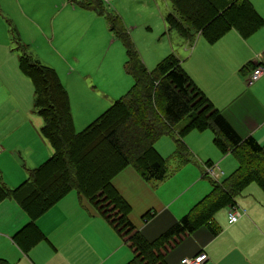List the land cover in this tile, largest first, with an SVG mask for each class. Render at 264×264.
I'll list each match as a JSON object with an SVG mask.
<instances>
[{
    "label": "trees",
    "instance_id": "obj_1",
    "mask_svg": "<svg viewBox=\"0 0 264 264\" xmlns=\"http://www.w3.org/2000/svg\"><path fill=\"white\" fill-rule=\"evenodd\" d=\"M93 1L99 6L97 0ZM93 1L81 0L79 5L97 11ZM170 1L176 14H167L165 20L190 41L197 33L214 44L231 29L247 38L264 25V18L249 0ZM104 17L109 30L125 47L124 69L132 78L131 86L75 131L67 90L56 71L31 54L21 57L18 66L32 81L34 105L42 120L41 133L53 151L38 166L27 169L28 178L16 187L9 189L0 182V200L14 199L28 216L27 223L11 237L24 253L44 238L36 219L74 189L117 233L129 234L128 238L122 237L133 256L125 264H168L166 255L186 233L205 226L213 236L217 235L213 215L220 208L233 206L249 183L255 182L264 192V146L252 135L243 137L232 127L173 53L149 70L119 16L105 13ZM256 64L248 65L249 72ZM184 118L188 121L176 136L175 127ZM191 130L211 131L214 145L222 154H231L238 166L222 180L209 179L212 188L208 193L157 237L148 239L135 230L129 218L131 206L113 186V178L130 166L145 182L163 181L169 173L155 142L169 135L179 165H184L190 160V151L183 138ZM150 213L146 211L141 218L147 221ZM0 264L10 263L0 258Z\"/></svg>",
    "mask_w": 264,
    "mask_h": 264
},
{
    "label": "rangeland",
    "instance_id": "obj_2",
    "mask_svg": "<svg viewBox=\"0 0 264 264\" xmlns=\"http://www.w3.org/2000/svg\"><path fill=\"white\" fill-rule=\"evenodd\" d=\"M80 1L0 0V182L9 189L26 180L27 169L38 166L53 151L41 133V117L34 105L32 81L18 66L21 57L31 54L43 64L53 67L67 90L73 127L79 131L110 105L112 97L123 93L132 84L131 76L124 69L125 47L109 30L105 13L119 16L140 59L149 70L168 53H173L180 62L189 54L188 46L192 41L165 20L167 14H176L170 0H97L100 7L92 0L97 11L81 7ZM192 38L200 36L193 33ZM187 121L188 118H184L175 127L176 136ZM205 131L211 136V151L208 152L209 143L199 146L198 134L189 131L184 140L190 151V160L184 165H179L174 142L169 135H163L156 141L155 148L165 159L171 177L161 183L148 182L151 190L159 194L163 201L162 204L155 200L153 208L156 209L159 204L165 206L164 201L167 206L175 204L179 216L201 195V190L209 187L210 178L205 176L201 181L199 174L197 176V158L201 156L207 160L205 157L210 154L215 156L210 158L215 162L222 153L214 145L211 131ZM194 143L199 145L192 148ZM188 164L191 168L182 169ZM184 171H188L186 181L192 182L176 192ZM222 171L224 176L221 177L229 175L226 170ZM65 202H77L74 189L55 207L47 210L43 218L47 220L65 215L67 223L75 214ZM141 205V202L132 199L131 218L140 219V213L145 210ZM223 214L222 210H217L213 218H222ZM25 217L28 219L14 199L0 200V257L8 255L12 264H30L10 240L13 231L26 221ZM120 233L125 238L129 237L124 231ZM101 245L100 241L92 245L96 252L90 251L88 264H122L131 256L127 245H119L103 256ZM104 248L106 242L103 240ZM33 252H37L41 264L63 263L50 241L35 245ZM71 262L80 264L78 261Z\"/></svg>",
    "mask_w": 264,
    "mask_h": 264
},
{
    "label": "crops",
    "instance_id": "obj_3",
    "mask_svg": "<svg viewBox=\"0 0 264 264\" xmlns=\"http://www.w3.org/2000/svg\"><path fill=\"white\" fill-rule=\"evenodd\" d=\"M249 1L264 18V0ZM188 50L189 54L181 61V66L194 84L203 91L213 106L224 115L241 136L252 135L259 145L264 146V74L256 82L251 84L246 82L250 70L248 65L262 61L264 25L247 38H242L235 30L231 29L214 44H209L200 36V38L194 39L189 44ZM123 93L112 97L109 100V104ZM93 119L88 121L84 127ZM190 132L198 134L196 137L200 145L196 143L197 145L203 147L209 143L208 152L211 151L210 142L212 141L207 131L191 130ZM196 144H192V148ZM211 156L209 154L205 157L208 158L207 160H203L204 158L202 159L201 156L197 158L196 167L199 169L197 176L199 174L201 181H204L205 178V164L217 163L220 169L226 170L229 172L228 174L233 172L238 166L237 161L229 153L222 154L219 158L217 157L215 162L210 159ZM227 157L230 158L227 159ZM212 158H215V156H212ZM221 163L223 166H221ZM189 168L191 166L188 164L182 169L188 170ZM168 173L169 175L163 181L171 177V172L168 171ZM184 173L185 175L176 192L192 182V180L186 181L188 171H184ZM193 175L196 178V174L193 173ZM220 177L217 180L224 178ZM112 183L129 204H132V199L135 198V200L141 202V207L145 208L140 213L139 220L131 218L130 214L129 218L135 230L143 233L148 239L157 237L212 188L209 180V187L201 190L199 193L201 195L191 203L186 211L178 216L175 204H168L167 206L164 201L165 206L159 204L156 209L153 208L152 204L155 200L162 202V204L163 201L160 199L159 194L151 190L149 183L140 178L134 168L128 166L123 169L113 178ZM58 203L59 201L55 205ZM65 204L75 214L72 219L66 223L64 221L65 215L52 217L47 220L42 215L38 217L35 223L44 238L31 246L27 252L20 251L11 240L14 232L27 223L28 219L26 217V221L11 234V242L18 248L21 255L29 260L30 264H41L37 252L33 251L35 245L44 241L51 242L56 253L62 257V264H73L71 261L88 264L91 259L90 251L96 252L92 248L96 241H100L102 244L101 251L103 256L114 251L119 245H127L129 247L125 243L122 234L117 233L110 223L87 200L80 198L77 194V202L75 204L69 202H65ZM234 206L241 212L236 223H228V206L220 208L219 210L224 213L222 218L218 216L215 219L213 218L212 222V226L219 230V233L213 236L205 226L198 227L192 233H186V235L181 237V241L166 255L167 263L178 264L182 257H191L203 251L208 257L204 264H264L263 190L255 182L249 183L235 198ZM150 209H152V212ZM146 211L151 212L147 221L141 218ZM103 240L106 242V249H103ZM130 252L131 256L127 257V261L133 256L131 249ZM3 256H6L7 259L4 257L0 258H4L12 264L10 262L12 260L11 257L8 255ZM125 263L123 262L122 264Z\"/></svg>",
    "mask_w": 264,
    "mask_h": 264
},
{
    "label": "built area",
    "instance_id": "obj_4",
    "mask_svg": "<svg viewBox=\"0 0 264 264\" xmlns=\"http://www.w3.org/2000/svg\"><path fill=\"white\" fill-rule=\"evenodd\" d=\"M264 59V52L261 54ZM264 74V60L258 62L249 72L246 82L251 84L256 82ZM204 174L212 179L217 180L223 175V171L217 165V163H208L204 166ZM241 215L240 210L236 206H230L227 210V220L229 224L235 223ZM208 259L207 254L203 251L198 252L196 255L191 257H182L178 264H204Z\"/></svg>",
    "mask_w": 264,
    "mask_h": 264
}]
</instances>
